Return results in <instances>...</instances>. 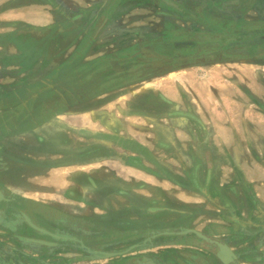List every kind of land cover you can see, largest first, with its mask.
<instances>
[{
  "label": "crops",
  "instance_id": "crops-1",
  "mask_svg": "<svg viewBox=\"0 0 264 264\" xmlns=\"http://www.w3.org/2000/svg\"><path fill=\"white\" fill-rule=\"evenodd\" d=\"M167 1L186 14L169 18L157 0H0V52L10 41L21 54L23 43L13 35L27 29L66 34L72 23L57 22L61 9L77 19L75 33L95 32L96 49L125 39L102 52L101 62L137 46L139 30L162 32L154 13L166 20L165 35L185 43L195 42L179 38L191 32L242 40L241 31L263 22L264 0ZM215 13L222 16L215 20ZM235 50L229 60L158 79L101 83L84 98L36 114L28 131L8 134L0 106V153L14 148L23 160L0 156V192L29 203L17 210L48 232L37 234L23 219L9 228L2 216L15 212L0 208V264H232L233 256L238 264H264V54L242 57ZM93 51L79 57H101ZM141 53L152 51L144 44ZM174 77V85L167 83ZM30 83L22 80L14 99L32 89L39 107L59 89ZM218 244L231 254L219 257Z\"/></svg>",
  "mask_w": 264,
  "mask_h": 264
},
{
  "label": "flooded vegetation",
  "instance_id": "flooded-vegetation-1",
  "mask_svg": "<svg viewBox=\"0 0 264 264\" xmlns=\"http://www.w3.org/2000/svg\"><path fill=\"white\" fill-rule=\"evenodd\" d=\"M157 1L158 3L162 4L159 0ZM162 5L158 8L159 10L157 9L158 11H164V13H170V15L173 14L171 16L169 15L168 17H174V19L177 18L176 20H178L179 15H181L179 12ZM161 14L163 16V13ZM258 15H260L258 21L262 20L263 22L254 23L252 26H250L253 27V29L241 31V34L246 35H241L243 37L241 42L235 43L232 46L236 48V50L234 48L229 49L228 47L219 49L214 45H203L193 41H189L187 43H185L183 40L182 42L177 41L176 38H174V34H171V36L168 34H166L168 36L165 35L166 20H163L162 32L154 35L152 34V36H150L151 34L148 35L145 31L139 30V32L135 33V35L140 34L139 36H141L137 46L136 44L131 45L127 49L123 50L124 53L119 55L116 54V56L113 58H110V55H107L108 60L106 59L107 61L101 62L105 56L98 57L94 60L92 59V61H83L82 58L79 57L80 54H87L94 50V48H91L90 45L95 43V32L82 30L80 33H75V28L79 24L77 19H70L71 14L61 9V18L59 22H61V24H64L65 22L72 23L70 24L71 26L67 24L70 27L68 28L66 34L59 32L53 33L50 31H36L33 34H30L32 36V41L30 42V53H21L22 57L26 56V58H28L27 55L30 56L31 86H35V81L36 83H45L48 81L47 86H50V88L59 86V89L54 88L53 90L55 91V94L54 96H51L49 103L43 102L39 105V107L37 105L35 107V92H32V89L29 90L31 93L27 95L25 99L18 100V97L15 98L17 99V102L15 99L12 101L14 105H12L13 107H9L11 109L8 108L9 110L7 111V117L1 122V125L2 127H6L8 134H12L18 129H26L25 131L31 130V127H35L36 114L41 116L48 111H52L66 105L71 100L84 98L86 94L95 90L96 85L99 86L101 83L110 84L111 82L115 81L136 82L137 80L151 78L157 74L181 70L183 68H189L195 65H207L223 62L225 60H229L228 56L236 57V55L232 54V50L239 52L242 57L256 53L264 54V47L261 50L260 48L258 49L259 46H264V28H259L264 27V25L260 26L264 23V10L262 9V11H259ZM220 16H222L220 13H215V20H218ZM86 19L87 16L83 15L82 25L85 24ZM97 20L98 19L95 14L87 24L89 25L92 23L91 27H94L97 24ZM174 25V23H172V25H168L167 30L171 29ZM121 41H125V39H117V41L113 42L117 45H120L119 43H121ZM46 42L47 44H53L54 47L57 45L58 48H62L63 53L52 55L45 53L48 52L45 49L44 51L39 48L35 49V43L37 45H41L45 44ZM144 44L149 47L150 51L157 54L158 57H147L145 53H141V47H143ZM59 55H63L64 57H60ZM247 59L256 61V58L252 57ZM103 65H105V68L99 70V67L101 68ZM48 68L50 72H53V74L55 72V74L49 76L43 75V70H47ZM112 68L113 74L109 73V75L104 76V71ZM39 69H41L40 72ZM73 79H75L76 84L69 82ZM79 81H82V86L78 85ZM28 98L29 101H27ZM45 107L48 108V110H46ZM13 108H15L16 111ZM35 108L40 109H38L39 111H35ZM12 109L13 111H11ZM1 192L3 193L6 200L3 202V205L2 203L0 204V208L4 209L5 207H8L15 212L12 216L3 214V221L6 224L14 225L17 223L15 222L16 220L19 221V219H23L20 215V212L17 210L18 207H31V205L26 202L24 205L21 203L22 201H20L18 197L9 195L2 189ZM73 223L74 225L79 224L74 220ZM192 260V264H197L194 259ZM231 263L238 264L236 256L232 257Z\"/></svg>",
  "mask_w": 264,
  "mask_h": 264
},
{
  "label": "rangeland",
  "instance_id": "rangeland-1",
  "mask_svg": "<svg viewBox=\"0 0 264 264\" xmlns=\"http://www.w3.org/2000/svg\"><path fill=\"white\" fill-rule=\"evenodd\" d=\"M56 12H57V16L58 15L60 16L59 12L58 11H56ZM153 13H154V11H153ZM152 17H153V20H155L154 23L158 24L159 28L157 30L162 31V29H163L162 22H161L162 19H160L158 15H155V13L152 14ZM57 18H59V19H56V20L59 21L61 17H57ZM76 30H78V29H76ZM93 30L96 31V28H94ZM151 31H153V33H154V29H152ZM34 32L35 31L33 29H30V31H27V32H24V33L21 32V33L14 34L13 38H19V39L22 40L23 37L28 36L30 34H33ZM156 33H157V31H156ZM6 42H5L6 44L9 43V47H5L0 52V63H2V65L0 64V91H1V93H0V101H1L0 102V106H5L6 112H7L9 109H11L9 107L14 105V103L12 102L14 100L13 92H16L17 86H19V84H20V82H22V80H29L31 78V74H30V77H29V73L26 72V70H28L30 68L28 66L31 65V64H30V56L29 55H27L28 58H26V56L22 57L21 54L19 53V51L15 49V46L12 44V42H10V41H6ZM35 42H36V40H35ZM112 42L113 41H111V43ZM101 43H103V42H101ZM93 45L94 44L90 45L91 48H94L93 54H98L100 56H102L101 55L102 52H105L107 50L111 51V49H115L118 46L116 43H113L112 45H107L106 44L108 46V49L107 50H102V49H96L95 47H93ZM106 45H104V46H106ZM18 46H20L19 43H18ZM21 46L24 48L23 50H21V53L22 52H26V54L30 53V47H31L30 42L25 41V43L22 44ZM34 46H35V49L39 48V49H42L43 51L45 49L46 51H48V52H45V53H49V54H52V55L53 54L58 55L60 53H63V49L62 48H60V47L58 48L57 45H55V47H54L53 44H51V43L47 44V42L45 44H41V45H37L35 43ZM66 52L69 53L68 51H66ZM2 56L3 57L5 56V59H6L7 62L5 60L4 61L1 60ZM60 57H64V56L61 55ZM86 57H87V55H86ZM96 58H92V59L94 60ZM82 59L84 60V57H82ZM92 59H89L88 61H90V60L92 61ZM202 69H206V68L203 67ZM40 70L41 69H39V72H40ZM110 71H111V69L106 70L104 72V76H105V73H107V75H109V73H111ZM26 73H27V75H26ZM24 74H25V76H24ZM182 75H184V77H185L186 74H182ZM190 75L193 76V74H190ZM160 76L161 75L157 74V75L152 76L149 79H158ZM176 79H177L176 77H174L172 79L170 78V80H167L168 81L167 83H169L170 85H174L175 82L177 81ZM178 79L184 80V78L181 77V76H178ZM193 80H195V76H194ZM72 81H75V79H73ZM121 82H123V81H121ZM73 84H76V83H73ZM95 90L93 92H96ZM93 92H91V93H93ZM189 93H190V90H189ZM13 109H15V108H13ZM13 109L11 111H13ZM15 111H16V109H15ZM27 138L29 139V137H27ZM0 145L3 147V143H1V141H0ZM8 148H10V146ZM6 150H8V149H6ZM10 152H13V153H10ZM10 152L6 153V154H4L2 152V153H0V156H3V158H6L7 162H9V163H14V161L23 162V160H21V158L19 157V155H20L19 151H17L14 148H11ZM27 163L31 164L30 162H27ZM6 225L9 228L11 227L10 226L11 224H6ZM35 232H37V234L40 233L38 231H35Z\"/></svg>",
  "mask_w": 264,
  "mask_h": 264
},
{
  "label": "water",
  "instance_id": "water-1",
  "mask_svg": "<svg viewBox=\"0 0 264 264\" xmlns=\"http://www.w3.org/2000/svg\"><path fill=\"white\" fill-rule=\"evenodd\" d=\"M163 5L167 6L168 8L174 10V11H177L179 13H184L186 14L185 12V9L183 7H181L180 5L176 4V3H173L171 4L170 2H168L167 0H159ZM188 15V14H187ZM259 28H264V27H259ZM179 38H188V39H191V40H194L196 43H199V44H213V45H216L217 47H219V49L222 48L223 44L228 40V41H232V42H238V41H241V38H237L235 36H229V35H225V36H222V35H218L217 33H208V32H199V33H194V32H191V33H183L180 35ZM147 57H152V58H157V54H155L154 52H152L151 54L149 55H146ZM184 115H186L185 113H183ZM4 199L2 193L0 192V202ZM20 212V215L22 216L23 220L26 222V224L28 226H30L32 229L38 231V232H42V233H48L45 229H42L40 227H38L37 225H35L31 220L30 218L23 212V210H19ZM37 243H44L43 241H38V240H35ZM219 245V249L220 251L217 252V255L219 257L222 258V252H226L228 255H230L231 253L229 252V250L223 246L222 244H218ZM230 253V254H229Z\"/></svg>",
  "mask_w": 264,
  "mask_h": 264
},
{
  "label": "trees",
  "instance_id": "trees-1",
  "mask_svg": "<svg viewBox=\"0 0 264 264\" xmlns=\"http://www.w3.org/2000/svg\"><path fill=\"white\" fill-rule=\"evenodd\" d=\"M29 30H30V29H27V31H29ZM27 31H26V32H27ZM43 31H46V32H47V31H49V30H48V29H44ZM39 32H40V31H39ZM18 40H19L20 43H23V44H24L25 41H28L29 39H28V40H25V41H23V40H24L23 38H22V40H21V39H18ZM28 42H31V41H28ZM4 108H5V106H4ZM5 109H6V108H5ZM6 117H7V116H6Z\"/></svg>",
  "mask_w": 264,
  "mask_h": 264
}]
</instances>
